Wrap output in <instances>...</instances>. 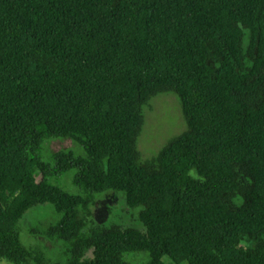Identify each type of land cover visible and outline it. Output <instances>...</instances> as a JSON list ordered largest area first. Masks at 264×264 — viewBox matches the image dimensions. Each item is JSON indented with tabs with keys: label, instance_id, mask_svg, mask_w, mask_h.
Listing matches in <instances>:
<instances>
[{
	"label": "trees",
	"instance_id": "trees-1",
	"mask_svg": "<svg viewBox=\"0 0 264 264\" xmlns=\"http://www.w3.org/2000/svg\"><path fill=\"white\" fill-rule=\"evenodd\" d=\"M160 94L187 129L142 159ZM48 140L84 155L46 162ZM71 171L89 196L122 195L141 231L96 225L87 194L50 182ZM45 205L57 261L20 238ZM2 261L264 264V0H0Z\"/></svg>",
	"mask_w": 264,
	"mask_h": 264
},
{
	"label": "rangeland",
	"instance_id": "rangeland-1",
	"mask_svg": "<svg viewBox=\"0 0 264 264\" xmlns=\"http://www.w3.org/2000/svg\"><path fill=\"white\" fill-rule=\"evenodd\" d=\"M187 129L182 116L178 100L172 94H160L151 99L148 106L144 108L143 124L137 139V148L142 159H150L155 156L171 139L178 136ZM58 151H70L75 156H83V150L70 140H48L45 141L41 156L46 162H52V155ZM74 172L71 171L61 177L52 178L50 182L64 189L70 194L86 196L87 193L78 190L72 184ZM88 209L92 221L99 226L112 224L120 227L139 229L140 224L134 221L132 212L126 208L124 197L114 192H105L89 196ZM58 216L51 206L27 212L20 222V238L23 245L29 249H38V252L57 261L60 252L64 249L62 243L52 242L49 237L56 236V222ZM143 229V228H142ZM55 240V239H54ZM89 252H84L88 254ZM90 254V253H89ZM88 254V256H89ZM164 260L168 263V259ZM0 264H9L2 261Z\"/></svg>",
	"mask_w": 264,
	"mask_h": 264
}]
</instances>
